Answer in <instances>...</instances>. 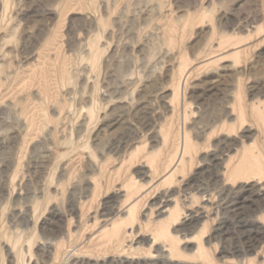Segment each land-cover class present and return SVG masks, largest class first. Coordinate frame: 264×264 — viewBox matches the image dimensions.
I'll return each mask as SVG.
<instances>
[{"label":"rangeland","instance_id":"374dc122","mask_svg":"<svg viewBox=\"0 0 264 264\" xmlns=\"http://www.w3.org/2000/svg\"><path fill=\"white\" fill-rule=\"evenodd\" d=\"M0 264H264V0H0Z\"/></svg>","mask_w":264,"mask_h":264},{"label":"bare ground","instance_id":"6f19581e","mask_svg":"<svg viewBox=\"0 0 264 264\" xmlns=\"http://www.w3.org/2000/svg\"><path fill=\"white\" fill-rule=\"evenodd\" d=\"M120 232V226H116V227H113V234L115 235V234H118ZM157 233H158V235H160V236H164V237H168V238H170L171 239V242H172V245H171V251H175V252H177V251H179V248L176 246V244L174 243V240H175V238L174 237H171L172 235H170V233H169V231L166 229V228H164V227H161V226H159L158 227V229H157ZM117 236V235H116ZM171 255L173 256V255H177V256H179L178 254H172L171 253ZM200 255L201 256H206V253L203 251V250H201V252H200ZM170 256V255H169ZM167 257L165 254L164 255H162L160 258H162L164 261H166V260H168L170 257ZM181 256V255H180ZM154 257H157V255H152L151 256V258H154ZM172 258V257H171ZM175 259V258H174ZM182 259V258H181ZM178 260V259H177ZM184 260V259H183Z\"/></svg>","mask_w":264,"mask_h":264}]
</instances>
